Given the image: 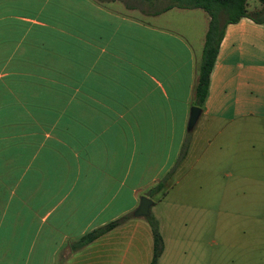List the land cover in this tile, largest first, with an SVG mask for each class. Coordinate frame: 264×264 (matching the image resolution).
<instances>
[{
    "label": "crops",
    "instance_id": "0c3cea01",
    "mask_svg": "<svg viewBox=\"0 0 264 264\" xmlns=\"http://www.w3.org/2000/svg\"><path fill=\"white\" fill-rule=\"evenodd\" d=\"M207 23L170 0H0V264L124 249L195 125L264 121V23L245 16L224 24L186 129Z\"/></svg>",
    "mask_w": 264,
    "mask_h": 264
},
{
    "label": "rangeland",
    "instance_id": "374dc122",
    "mask_svg": "<svg viewBox=\"0 0 264 264\" xmlns=\"http://www.w3.org/2000/svg\"><path fill=\"white\" fill-rule=\"evenodd\" d=\"M247 6L250 13L260 9L256 0ZM192 139L179 173L150 195L149 214L163 244L157 264H264V121L237 122L217 133L197 124L188 144ZM212 150L213 161L206 158ZM136 221L124 249L69 256L63 264H148L150 228L146 218Z\"/></svg>",
    "mask_w": 264,
    "mask_h": 264
},
{
    "label": "trees",
    "instance_id": "16d2710c",
    "mask_svg": "<svg viewBox=\"0 0 264 264\" xmlns=\"http://www.w3.org/2000/svg\"><path fill=\"white\" fill-rule=\"evenodd\" d=\"M260 4V9L250 13L247 10V0H191L182 4L185 7L200 8L208 15L207 29L203 38L200 61L197 66L196 82L194 85V104L201 107L203 98L206 94L208 77L217 52L219 41L222 37L223 26L225 23L235 22L240 17H249L257 23H264V0H256ZM224 16V17H223ZM164 183L159 181L151 187L147 195L162 189ZM150 228L152 247L151 258L148 264H157L162 252L163 244L158 231L156 220L150 216L146 217ZM118 221H112L106 225L96 228L82 235L78 244L92 241L100 234L112 229Z\"/></svg>",
    "mask_w": 264,
    "mask_h": 264
},
{
    "label": "water",
    "instance_id": "95a60500",
    "mask_svg": "<svg viewBox=\"0 0 264 264\" xmlns=\"http://www.w3.org/2000/svg\"><path fill=\"white\" fill-rule=\"evenodd\" d=\"M200 113V108L197 106H191L189 109L188 120L186 129L190 131ZM150 199L145 196H141L139 203L135 210L133 211V216L139 218H146L149 215V206L151 205Z\"/></svg>",
    "mask_w": 264,
    "mask_h": 264
}]
</instances>
